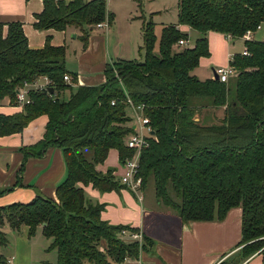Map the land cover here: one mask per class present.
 Here are the masks:
<instances>
[{
    "label": "trees",
    "instance_id": "trees-1",
    "mask_svg": "<svg viewBox=\"0 0 264 264\" xmlns=\"http://www.w3.org/2000/svg\"><path fill=\"white\" fill-rule=\"evenodd\" d=\"M43 1L34 26L80 28L85 47L98 23L114 20L107 0ZM178 9L177 23L162 28L158 52L155 23L144 21V60H116L107 65L104 83L77 88L64 79L72 74L66 46L53 45L48 36L44 47L32 48L22 22H0V105L6 99L16 105L18 89L43 76L55 89L32 90L22 112L0 113V136L23 137L21 171L29 156L42 157L49 147L64 153L67 176L57 186V199L39 193L27 203L0 207V225L17 231L26 225L30 237L42 227L52 240L48 249L57 251V261L39 264H121L155 245L139 228L104 220L106 204L85 190L89 184L101 192L127 188L116 168L104 173L96 166L112 148L123 164L134 155L126 143L135 131L129 100L144 105L150 119L149 145L140 157L143 188L153 179L157 200L183 223L223 220L241 207L236 264L264 247V41H245L250 55L235 54L238 73L229 82L193 74L201 57L210 55L208 33L240 38L257 30L264 23V0H179ZM180 25L200 32L193 47H179V40L189 38ZM124 229L141 231L142 243L124 240ZM8 243L0 229V264H10L1 253Z\"/></svg>",
    "mask_w": 264,
    "mask_h": 264
},
{
    "label": "crops",
    "instance_id": "crops-1",
    "mask_svg": "<svg viewBox=\"0 0 264 264\" xmlns=\"http://www.w3.org/2000/svg\"><path fill=\"white\" fill-rule=\"evenodd\" d=\"M44 7L43 0H0V22H22L32 48L44 47L48 36H51L52 44L66 46L68 54V37L82 40V30L74 26L63 31L52 28L37 29L34 23ZM178 12L177 7L176 21L163 26L177 23ZM262 24V29L255 33V38L258 40L264 35V23ZM111 26L112 23H109L106 32L103 33L100 29L105 28L95 27L88 45L85 47L82 40V47L74 50L72 57H66V67L72 73V78L73 74L76 77V82H71L74 88L97 86L104 83L106 81L105 69L108 64L119 59H130L126 55H123L126 57H120V54L118 55L114 50L112 46L114 34H112ZM180 29L188 34V43L191 35H195V42L201 36L199 31L188 25H180ZM208 40L210 55L201 57L199 66L193 71V74L201 80L214 78L215 69L229 65L230 55L242 52L245 47L243 38H231L217 31H210ZM69 95L70 90H67L64 96ZM22 111V107L10 104L9 99L0 105V113L14 114ZM22 142L23 137L20 133L0 136V207L14 202L27 203L39 193L57 199V186L67 176L64 153L59 147H49L42 157L29 156L21 171L25 160L21 149ZM96 168L104 173L110 168H116L115 174L119 178L125 171L116 148H112L107 159L99 163ZM150 183H153V195L148 194V185L142 189L143 194L142 191L136 193L129 187L118 191L101 192L92 184L85 186L90 199L106 204L102 212L104 220L112 224L139 228L154 240L155 245L151 251L142 252L140 255L142 264H221L223 262L230 264L238 256L242 248L239 246L242 240L243 212L241 207L230 209L223 220L183 223L171 210L161 206L157 200L154 180L152 179L148 184ZM5 225L10 227L9 223ZM6 230L8 234L15 236L14 229L10 227ZM19 238L21 242H17L18 250L14 251L16 254L4 255L1 248V253L10 264H39L37 262L42 259L40 262L55 259L54 251L56 250L48 249L52 240L43 234L42 227H39L35 235L30 237L29 227L24 225L17 241ZM126 241L139 242L138 238L132 236H127ZM56 261L50 262L55 263ZM121 264L141 263L132 259ZM239 264H264V247L243 259Z\"/></svg>",
    "mask_w": 264,
    "mask_h": 264
},
{
    "label": "rangeland",
    "instance_id": "rangeland-1",
    "mask_svg": "<svg viewBox=\"0 0 264 264\" xmlns=\"http://www.w3.org/2000/svg\"><path fill=\"white\" fill-rule=\"evenodd\" d=\"M178 1L179 0H107L108 11L112 13L114 18L111 26L112 34H114L112 46L114 50L118 53V55L120 54V57L129 56L127 58L130 59L134 58L138 60H144L146 50L144 47V39L142 35L143 22L151 20H153V22L155 23V32L158 38L155 51L158 52L159 39L161 36L163 25L166 23H172L173 21L177 20ZM106 29L107 28L100 29V32H106ZM67 43V58L72 57L74 55V50L80 49L83 45L81 39L72 37H68ZM194 44L195 35H191L190 42L184 46L179 45L178 42V45L181 48L193 47ZM128 112L130 117L134 118V113L131 110H129ZM152 185L153 183L148 184V194L150 193L151 195H153ZM143 193L144 192L142 191V194ZM145 195L147 197V193ZM161 206L163 205L161 204ZM7 228L10 227H7V225L5 224L0 225V229L5 232L7 231ZM15 231V236H12V234H8L6 232L9 239V243L6 246L1 247L4 255L9 256L12 254H16L14 251L18 250L17 242L20 241V238L17 241V237L20 236L21 229L19 231ZM54 255L55 259L53 258V260L50 261H56L57 251H54ZM240 258L241 256H237L230 262V264H236L237 262H239ZM42 260H39L37 263H41L40 261Z\"/></svg>",
    "mask_w": 264,
    "mask_h": 264
},
{
    "label": "built area",
    "instance_id": "built-area-1",
    "mask_svg": "<svg viewBox=\"0 0 264 264\" xmlns=\"http://www.w3.org/2000/svg\"><path fill=\"white\" fill-rule=\"evenodd\" d=\"M97 28H107L109 26V21L105 20L103 22L98 23ZM263 24H260L257 27V30H248L242 37L246 40H254L255 33L261 30ZM229 37L234 38L233 35H229ZM236 38V37H235ZM258 40V39H256ZM260 41H264V35ZM188 43V40L181 39L179 40V45L184 46ZM243 55H250V51L245 46L242 50ZM235 54L232 53L230 55V64L227 66H220L215 69V73L219 76V80L222 82H229L230 78L238 73V70L232 65L234 61ZM64 79L66 82L71 83L73 81L71 74H65ZM51 84V80L46 77H40L38 80L33 83H25L21 86L16 95V105L24 108L26 104L31 102L30 93L32 90H48ZM49 91V90H48ZM132 110L134 113V125L135 131L130 134L127 138V146L135 150L134 155L131 158H128L126 163L124 164L125 171L121 175L120 180L127 187L131 188L134 192L140 193L143 189V177L139 174L140 167V157L142 150L149 145V136L151 132L150 127V119L144 113V105H135L131 100H129ZM141 196V194H140ZM124 240H126L127 236H132L138 238V241L142 243L143 236L142 232H130L127 230H123L120 235ZM132 259H126L125 262L130 261ZM136 260V259H135ZM141 264V260L138 259Z\"/></svg>",
    "mask_w": 264,
    "mask_h": 264
},
{
    "label": "water",
    "instance_id": "water-1",
    "mask_svg": "<svg viewBox=\"0 0 264 264\" xmlns=\"http://www.w3.org/2000/svg\"><path fill=\"white\" fill-rule=\"evenodd\" d=\"M214 78L219 80V76L216 73H215V77ZM48 90H49L50 93H53L55 91L54 87H49ZM134 129H135V126H134Z\"/></svg>",
    "mask_w": 264,
    "mask_h": 264
}]
</instances>
